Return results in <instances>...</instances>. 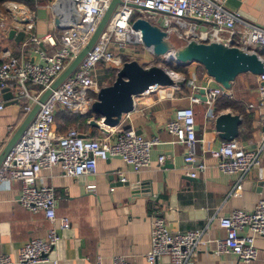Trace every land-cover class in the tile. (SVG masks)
<instances>
[{"label":"built area","instance_id":"built-area-1","mask_svg":"<svg viewBox=\"0 0 264 264\" xmlns=\"http://www.w3.org/2000/svg\"><path fill=\"white\" fill-rule=\"evenodd\" d=\"M71 1L74 2L77 21L70 23L64 14L61 25L63 29L58 38L51 33L41 37L28 34L18 43L20 52L30 48L35 58H16L7 49L1 51L0 111L5 103L2 91H8L12 95L10 101L18 104L22 114H28L43 92L87 44L110 2ZM120 2V5L115 6L96 42L74 71L39 104L34 117L0 164V184L17 183L19 189L16 203L30 214H41L50 224L44 239H31L24 243L15 262L0 256V264H58L53 252L60 239L58 232L69 228V220L66 217H56L55 191L50 186L40 185V172L56 167L63 177L84 181L86 191L93 192L95 185L87 179L95 175L99 161L116 158L135 173L148 167L150 151L160 142L155 137L136 135L132 128H123L129 114L121 116L118 126L108 129L99 138H88L75 129L59 134L53 122L54 115L60 111L72 115L87 113L99 90L95 74L98 69L109 68L117 72L123 63L115 53L124 51L127 46L142 47L140 33L131 29L136 13L142 15L144 20L147 17L153 18L151 25L163 31L168 42L174 35L183 45L188 41L220 43L244 53L255 54L263 63L264 69V25L256 26L243 21L238 13L225 10L219 0ZM4 10L10 18L7 25L1 20L0 29L15 31L19 28L24 33L32 30V18L26 8L6 3ZM196 24L206 27L197 30ZM169 75L178 76L172 71ZM253 77L256 85L255 108L264 116V87L261 86L264 73ZM205 80L212 82L207 78ZM186 84L190 89L188 105L176 109L172 118L164 124V132L173 139L171 144L185 147L183 163L192 165L198 163V155H207L215 160V167L220 173L236 174L240 178L251 169H257L259 156L264 151V132L253 149L243 148L235 140L221 142L218 148L210 149L195 137L193 106L202 104L203 121H214V105L222 91L215 84L199 87L193 80L186 81ZM200 88L205 91L204 102L191 97ZM163 89L150 87L142 96L157 94ZM248 108H253V105ZM196 148L199 154L196 153ZM163 161L164 157H158V164ZM202 169L200 163L195 167L196 171ZM187 176L195 178L194 173ZM118 181L122 183L123 179ZM239 182L232 188L230 195H238L241 190ZM111 191L110 188L109 192ZM218 226L224 232V237L218 240H203V230L172 234L167 230L163 219L155 213L150 220L144 263L159 264L161 258H166L169 264H189L194 255L206 250L208 246L214 254H229L242 263L255 260L257 251L254 237H264V199L258 200L251 211L235 210L218 219ZM112 264L127 263L123 258L114 257Z\"/></svg>","mask_w":264,"mask_h":264},{"label":"crops","instance_id":"crops-1","mask_svg":"<svg viewBox=\"0 0 264 264\" xmlns=\"http://www.w3.org/2000/svg\"><path fill=\"white\" fill-rule=\"evenodd\" d=\"M219 1L225 10L238 13L243 21L256 26L264 25V0ZM19 6L27 9L25 5ZM29 13L33 28L25 32V36L32 34L41 37L51 33L58 38L60 30L53 26L49 3L42 7L35 6ZM9 18L3 4L0 22L4 20L7 25ZM205 27L196 24L197 30ZM20 30L18 28L15 32ZM4 49L16 58H35L30 48L20 52L18 43L8 39L7 30L0 29V53ZM248 77L254 83L249 95L234 93L232 85L227 93L239 107L238 110H218L214 106V113L216 116L222 113L238 116L241 124L235 141L243 148L253 149L263 134L264 116L255 108L254 77ZM188 80H193L199 87L206 84L213 86V82L205 78L199 82L191 76ZM189 93L190 89L186 86L166 88L157 94L134 100V109L123 128H132L138 135L155 137L160 142L150 151L148 167L135 173L119 159L99 161L95 175L87 179L95 185L93 192L86 191L84 181L63 177L56 167L40 172V185L50 186L55 191L56 217L69 220V228L58 232L60 239L53 252L58 264H112L114 257L123 258L127 264H145L143 257L148 250L150 220L155 213L163 219L172 234L203 230L202 239L212 241L224 237L218 219L235 210L251 211L258 200L264 199L263 187L258 183L264 179V151L259 156V167L251 169L242 178L236 174L220 173L215 167V160L207 155H198V163H183L185 147L171 144L173 139L164 132V124L172 118L176 109L188 105ZM249 105H253V108L249 109ZM201 106H193L195 137L210 149H216L223 141L217 138L213 121H203L204 109ZM24 117L14 101L3 104L0 111V152ZM80 133L91 138L105 134L90 127ZM196 153L199 154L197 148ZM160 156L164 157V161L158 164ZM199 163L203 166L202 171L195 170ZM190 173H194L195 178H188ZM119 179H123V182H119ZM135 180L149 183L148 197L131 192L129 185L134 184ZM238 181L241 190L238 195L232 196L230 193ZM18 189L19 185L15 182L0 184V256L8 257L12 262L16 261L24 243L31 239H44L50 225L41 214H30L16 203ZM254 247L257 255L249 263L239 262L229 254L216 255L208 246L194 255L189 264H264V237L255 236ZM159 264L169 263L166 258H161Z\"/></svg>","mask_w":264,"mask_h":264},{"label":"water","instance_id":"water-1","mask_svg":"<svg viewBox=\"0 0 264 264\" xmlns=\"http://www.w3.org/2000/svg\"><path fill=\"white\" fill-rule=\"evenodd\" d=\"M120 3V0H110L87 44L53 81L49 88L43 92L37 104L25 115L15 133L1 150L0 164L34 117L39 104L43 103L48 95L74 71L96 42L115 6L120 5ZM51 9L53 26L60 31L63 29L61 21L64 14H66L70 23L77 21L74 2L71 0H55ZM131 29L140 33L142 48L148 51L153 58H163L165 60L164 63H173L174 68L187 67L191 64L200 66L204 70L206 78L217 85L223 94L229 92L231 83L239 75L258 76L264 73L263 63L255 54L244 53L234 47H227L220 43L202 44L188 41L182 47L173 49V46L166 40V34L163 31L141 18L132 22ZM7 34L8 39H13L15 43H19L25 36L24 31L15 32L14 30H9ZM169 72L166 69L155 66L143 68L133 61L123 63L121 68L115 73L113 83L108 87L99 88L95 100L88 111L93 117L88 122V127L97 129L102 133H106L107 129L117 127L121 116L132 113L134 100L141 97L150 87L166 89L187 86L184 79L175 81L169 75ZM261 86L264 87V82L261 83ZM204 94L205 91L200 88L191 97L204 102ZM11 99L12 95L8 91H2V100L4 102H10ZM240 124L241 121L238 116L222 113L215 117L213 129L218 139L223 142H229L237 138ZM262 131L264 132V127ZM135 134L138 135L139 133L135 132ZM110 180L112 181V177ZM258 183L264 190V179ZM129 189L133 193L137 194L138 192L147 197L150 193L149 183L138 182V180H135L134 184L129 185Z\"/></svg>","mask_w":264,"mask_h":264},{"label":"rangeland","instance_id":"rangeland-1","mask_svg":"<svg viewBox=\"0 0 264 264\" xmlns=\"http://www.w3.org/2000/svg\"><path fill=\"white\" fill-rule=\"evenodd\" d=\"M54 1L55 0L47 1V3L52 5V3ZM44 5H46V4H44ZM44 5H42V6H44ZM141 17H142V15L136 13L134 16V19L135 18L138 19ZM5 18L7 19V17H5ZM142 19H143V17H142ZM145 20L149 24H152L154 21V19L151 17H147ZM169 42L172 44L173 49H177V48H180L183 46V43L180 42L179 40H177L176 36H174V35L171 38H169ZM115 55L120 57V60L122 63L133 61L143 68L155 66V67L166 69L167 71H172V69L169 70V68H166V66L164 65L165 60L163 58H153L151 56V54L142 47L127 46L124 51H118L115 53ZM115 73L116 72L113 71L112 69H109V68L103 69L102 67H100L98 69V71L95 73L96 74V81L99 84V88L110 86L114 81ZM173 73L177 74L178 77L182 78V79L192 76V78H195L196 81H199V82L202 81L203 78H206L204 70L200 66L195 65V64H191V65L187 66L186 68H184L183 73H176V72H173ZM253 84H254L253 80L251 78H249L248 75H241V76L237 77L232 82L231 85H232V88L234 89V91H233L234 93L237 92L239 94H243V95L247 96L253 90V86H254ZM61 123H62V125H64L63 122L58 120L57 126L59 124L61 126ZM65 128H67V127H65ZM68 128H73V125L68 126Z\"/></svg>","mask_w":264,"mask_h":264},{"label":"trees","instance_id":"trees-1","mask_svg":"<svg viewBox=\"0 0 264 264\" xmlns=\"http://www.w3.org/2000/svg\"><path fill=\"white\" fill-rule=\"evenodd\" d=\"M47 1H52V0H0V11H2V5L6 4V3H13L15 5H25L27 7V9L32 12L33 8L36 7H42V5L46 4ZM57 32V31H56ZM164 65L166 66V68L172 69L173 72L176 73H183L184 68L186 67H179V68H174L173 63H164ZM189 78V77H188ZM188 78H183L186 81H188ZM218 103V106H216ZM215 107H218V110H230L232 112L237 111L238 110V106L236 105V103H234L232 100H230L229 96H227V94H221L215 102ZM201 107H203L202 109H204V106L202 105ZM194 111V109H193ZM204 113V110H203ZM239 114V113H238ZM195 115V112H194ZM241 115V114H239ZM92 115L87 112L83 115H72L69 114L67 112L64 111H60L57 112L54 115V128L55 130L59 133V134H63L65 133L68 129H75L77 130L79 133L80 131H86L89 129L88 127V122L92 119ZM58 120H60L61 122L64 123V125L61 126L60 124L57 126V122ZM73 125V128H68V126ZM67 128H65V127ZM82 135V133H80ZM85 136H87L88 138H91L90 136L83 134Z\"/></svg>","mask_w":264,"mask_h":264},{"label":"bare ground","instance_id":"bare-ground-1","mask_svg":"<svg viewBox=\"0 0 264 264\" xmlns=\"http://www.w3.org/2000/svg\"><path fill=\"white\" fill-rule=\"evenodd\" d=\"M17 11V10H16ZM169 55H171V54H169ZM175 81H179L180 80V78L178 77V76H174V77H172Z\"/></svg>","mask_w":264,"mask_h":264}]
</instances>
